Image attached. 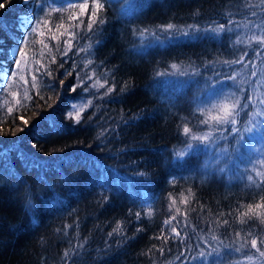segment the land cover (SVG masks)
Wrapping results in <instances>:
<instances>
[{
  "label": "trees",
  "instance_id": "obj_1",
  "mask_svg": "<svg viewBox=\"0 0 264 264\" xmlns=\"http://www.w3.org/2000/svg\"><path fill=\"white\" fill-rule=\"evenodd\" d=\"M2 2L0 264H199L202 249L206 264H264L250 245L264 251V180L246 146L264 109L251 39L264 0H75L37 11L30 33L35 5ZM187 143L209 146L178 158Z\"/></svg>",
  "mask_w": 264,
  "mask_h": 264
},
{
  "label": "snow or ice",
  "instance_id": "obj_2",
  "mask_svg": "<svg viewBox=\"0 0 264 264\" xmlns=\"http://www.w3.org/2000/svg\"><path fill=\"white\" fill-rule=\"evenodd\" d=\"M75 2V0H21V3L26 5V6H33L35 5V7L32 8V16L28 17L27 19L21 20L20 22V27H27V30H29V33L32 29V24L38 19V17L36 16L37 11H39L40 13H44L45 8L46 7H52L53 5H60L63 6L65 4L67 5H71ZM4 7V3L2 2V0H0V8ZM81 8L86 9L88 7L87 4H81L80 5ZM104 7L103 4L99 3V0H96L95 3V9L98 10L100 8ZM56 10V9H53ZM27 11V9H26ZM253 15H255V13H252ZM92 17L96 16V11L94 10L92 12ZM104 21L102 20L101 23H103ZM3 26V25H0ZM169 29H171L173 27V25L169 24L167 26ZM255 27H260V25H256ZM89 28H91V23L89 24ZM191 31L190 32H184L182 33V35L184 36H190L192 35L195 31H198V28L196 26H190ZM231 25H229L228 31L231 32ZM206 32L211 33V35L213 36V38L218 37L219 35H221L224 32V26L223 25H219L216 28H211V29H205ZM251 39L258 41L259 43H261L262 46H264V37L258 36L255 33L253 34V36L251 37ZM27 40H26V36L25 34H21L19 40L17 41V46L15 49H10L9 50V56L12 57V63L14 64V66L19 69L21 66V63L19 60L16 59V56H23L25 55L23 49L20 47V45H26ZM242 62V61H241ZM63 65H61L62 67ZM5 67L4 64H0V68ZM173 68L176 67V65H172ZM7 75H12L11 70H9L7 73ZM67 74V73H66ZM49 76H51V72L48 73ZM33 79H35V77H33ZM61 83H63V81H61ZM77 83H80L79 80H77ZM221 84H223L224 82L221 81ZM75 89L73 88V91ZM113 88H108L107 92H111L113 91ZM0 91H2V89H0ZM250 102V101H249ZM248 107V103H245L243 105V107L239 108V110L236 112V115L239 114V111H244L246 110ZM254 115H259L261 116V119L257 120L256 123L247 129V131L252 132L254 130H259L260 128L264 127V114H260V113H256ZM140 117H135V119H139ZM237 123L235 116L232 115V113L227 112L225 113V116L219 120V124L222 125H235ZM183 133L184 134H188L189 133V128L188 127H184L183 128ZM191 139L195 140V139H201L202 141H208L209 137L207 135L203 136V137H196V136H192ZM14 143V142H13ZM198 146H203L204 148H207L209 145L207 143H203L202 145H194L192 143H187V152H180L177 153V157L180 159L186 158L188 155L191 154L192 150H194L196 147ZM137 175L144 177L145 173L143 172H138ZM249 180L252 179L251 176L248 177ZM0 183H2V181H0ZM57 204H62V201H57ZM251 207V206H250ZM257 207L259 208H264V203L257 205ZM25 210L29 212V215L31 217H33V223L34 225H38L39 221L38 218L36 217V213L38 211V206L35 205L33 203V199H32V195L31 193H28L27 196V204L25 205ZM139 215V214H137ZM225 223H227V221H225ZM118 231V229H117ZM109 236L112 235V233L110 232L108 234ZM262 244H264V241H261ZM250 245L252 248H255L256 251L259 253L260 257H264V251H261L260 248L257 246L258 245V241L257 239H251L250 241ZM239 248L235 249L236 252H239ZM213 251H216L215 249ZM68 254L65 253V256H67ZM212 255V252H208L205 250H200L198 255L196 257H192V259L194 261H199V264H206L208 257H210Z\"/></svg>",
  "mask_w": 264,
  "mask_h": 264
},
{
  "label": "rangeland",
  "instance_id": "obj_3",
  "mask_svg": "<svg viewBox=\"0 0 264 264\" xmlns=\"http://www.w3.org/2000/svg\"><path fill=\"white\" fill-rule=\"evenodd\" d=\"M77 106H81L82 108L81 103H78ZM258 113L264 114V109L261 108ZM259 119H261V116L258 115L256 120H252L250 127H252ZM248 137L250 140L247 141L246 146L250 150L249 153L253 154L251 167L255 171L256 177L264 180V127L252 132L248 131Z\"/></svg>",
  "mask_w": 264,
  "mask_h": 264
}]
</instances>
